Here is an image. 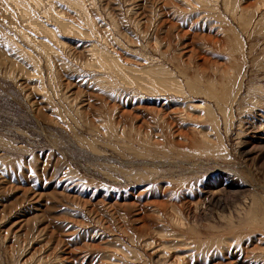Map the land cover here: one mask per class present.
<instances>
[{
  "label": "rangeland",
  "instance_id": "1",
  "mask_svg": "<svg viewBox=\"0 0 264 264\" xmlns=\"http://www.w3.org/2000/svg\"><path fill=\"white\" fill-rule=\"evenodd\" d=\"M25 1L0 0V264H264V0ZM91 42L214 80L225 113L95 67Z\"/></svg>",
  "mask_w": 264,
  "mask_h": 264
},
{
  "label": "bare ground",
  "instance_id": "2",
  "mask_svg": "<svg viewBox=\"0 0 264 264\" xmlns=\"http://www.w3.org/2000/svg\"><path fill=\"white\" fill-rule=\"evenodd\" d=\"M15 3V5L18 7V12L20 15L25 16L28 14V12H32L31 6L28 2L25 0H10V2ZM34 2L36 0H33ZM40 1V0H37ZM45 1V0H44ZM68 3L72 4V7L76 8L78 11H83L85 7L82 5L80 0H75L71 2L70 0H67ZM32 2V1H31ZM264 3V2H263ZM225 8L226 10L230 12H237L235 5L233 4L232 0H224ZM71 6V5H70ZM244 12V11H241ZM241 20V24L244 25L246 23V15L245 13H241L239 16ZM58 24L63 29H72V30H78V25H74L69 20H58L54 18ZM90 25L92 24L89 20H86ZM31 25L39 26L44 28L45 31L48 33H51L53 36L55 35V30L51 29L50 27H47L46 25L42 24L38 19L34 18L31 19ZM108 34V33H107ZM49 44L45 42V46H48ZM90 52H92L93 58L91 59L93 62L92 64L97 67H103L107 70H111L113 72H117L122 80L126 83L134 84L136 86L144 87V89L149 90L151 92L153 91H174L178 94L180 97H184L186 95L187 91H192L196 93L202 92L204 96L208 99L214 100L220 111L225 113V106L224 104L229 102L228 97L224 94V91L217 90L212 88L214 80H209L208 85L209 88L205 87L204 84L201 85V80L199 77L194 78H188L187 79V87H182L181 81L174 75H172L168 69L162 66L154 65L147 66H129L130 64L123 62L118 56L114 55L112 52L108 51L106 48H103L102 46L98 44H94L91 42L90 44ZM90 60V61H91ZM108 76L106 73H96L92 77H90L91 81L93 79L97 81L98 84H101L105 87H107V83L110 85L111 88L114 86V81L107 80ZM187 89V90H186ZM186 90V91H185ZM139 95V92L132 91V93ZM133 94V95H134ZM192 102H188L187 107H192L195 109H205L203 106L199 105H193V100L190 99ZM209 108L206 110L207 114L211 117H214V111L210 107V105H207Z\"/></svg>",
  "mask_w": 264,
  "mask_h": 264
}]
</instances>
